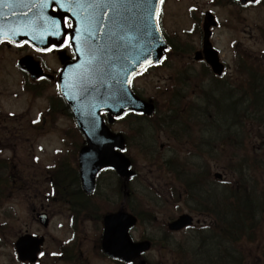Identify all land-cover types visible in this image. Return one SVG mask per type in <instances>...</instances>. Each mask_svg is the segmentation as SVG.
<instances>
[{"label":"rangeland","instance_id":"obj_1","mask_svg":"<svg viewBox=\"0 0 264 264\" xmlns=\"http://www.w3.org/2000/svg\"><path fill=\"white\" fill-rule=\"evenodd\" d=\"M190 7L193 9L192 11H189ZM208 9L216 13L221 22L219 27L213 29L212 42L219 50L221 60L228 66L223 78L231 74L234 80L239 81L243 77L239 71V61L248 66L254 62L257 65L256 68L260 69L264 67V59L262 58L264 53V1L248 8H242L236 3L223 7L221 2L216 8L209 0H166L162 24L169 43L172 47L176 46V49L173 48L168 54V59L162 66L148 69L145 74L133 81L135 88L144 97L151 100L154 114L149 119L140 120L139 123H131L135 126L138 124V134L123 121H113L110 125L113 132L124 131L128 144L134 148L130 151V156L137 176L130 182L129 205L138 213L140 219L130 233L135 240L145 237L154 243L153 248L144 256L149 264H162V260L165 261V264H171L176 250L185 247L191 240L196 239L193 230L173 234L165 230V223L168 220L184 212L193 214L200 221H203L204 216L193 209L196 204L193 199L196 197L189 190V183L192 181L197 184L200 178L201 182L198 186L206 184L207 187L202 188L205 191L209 187L222 188L225 181L228 184H235L232 181L235 179L236 183L245 184L247 192L255 197L260 195L264 189V178L259 177L260 172L264 171L263 169L255 174L257 179L253 178L246 169L243 171V176L241 173L238 176L232 174L237 170L231 171L230 176L225 170L218 169L206 150L203 151L202 155L195 152L196 147L202 143L203 136L208 134V130L201 129L197 135L193 129L189 137L191 123L183 121L171 109L167 110L159 104V101H164V91L167 89L173 91V104L178 103L182 98L185 99L190 93L197 96L199 89L202 90L203 97L205 93L216 90V84L203 71L202 65L192 58H188V51L198 44V40L194 39L196 38L194 36L195 29L192 32L189 31L194 22V17L191 14L195 13L193 16L202 15ZM22 55L23 50L14 47H0V111L4 112L7 117L17 118L18 121L15 123L17 137L27 127L28 119H35L36 114L45 109L46 96L53 94L52 85L35 88L30 84L32 81H28V76L25 75L28 83L27 88L31 92L41 95V97L33 98L30 96L24 85V77L15 67L17 59ZM247 56L252 59L248 61ZM47 57L50 65L55 66L57 63L55 56L49 55ZM197 71L198 75H194ZM239 92L240 90L237 89L234 94ZM187 99L183 103L188 101ZM9 113H13V115L10 116ZM72 126L73 124L66 117H60L53 124V127H46L38 136L32 130L30 135L22 132L21 143L17 141L14 146L8 147L10 149L14 147L16 158L25 153L24 159L26 161L29 152L27 149L29 146L28 139L30 138L31 155L33 154L38 158L39 162L36 163L30 157L26 171L30 175V181L37 186V188L33 185L31 187L32 200L35 199L52 205V224L44 248L49 245L60 247L58 234L62 236V232L53 231V226L61 220L59 207H62L63 210L66 207L64 204L66 201H62L61 204L55 203V200L48 201L40 191L46 187L48 180L45 167L55 163V161L60 162L65 158H71V155L74 159L75 153L71 154L70 152L72 149L70 146L71 139L66 138L65 141L62 135L63 130L71 129ZM72 134L75 135V132ZM7 140L10 138L5 141ZM261 140H264V127L254 126L248 129L244 142L252 151L254 146H260ZM10 143L12 142L10 141ZM137 143L138 147L136 146ZM66 147L69 153H66ZM20 148L24 150L19 151ZM59 148L63 152L54 154V150ZM6 155L11 156L13 153L9 151L0 153L1 158ZM216 171L223 173L225 178L223 176L222 180L219 181L214 179L213 173ZM115 186L114 178L110 173H105L94 197L90 200V203H93L96 208L92 221L77 225V229L80 230L76 234L78 235L76 245L79 250H82L78 264H118L113 261L105 263V259L99 257V234L97 232V215L99 212L115 211L121 202ZM16 194L17 192L10 194L5 199L3 206L0 207V264H19L13 259L10 242L13 236L15 238L20 235V228L16 221L9 218L5 219V215L9 214L7 209L11 208V203L16 201ZM176 198L179 200L177 201ZM263 208L264 204H260L257 219L260 218L259 214ZM84 217L83 212H78L80 221H84ZM32 228L34 229L36 226L32 224ZM251 246L254 247L255 243ZM42 260V264H64L62 260L49 261L48 258H42ZM246 264H252V260H247Z\"/></svg>","mask_w":264,"mask_h":264},{"label":"water","instance_id":"obj_2","mask_svg":"<svg viewBox=\"0 0 264 264\" xmlns=\"http://www.w3.org/2000/svg\"><path fill=\"white\" fill-rule=\"evenodd\" d=\"M245 1L241 0L242 3ZM55 3L75 22L73 41L78 58L73 62L60 59L63 64L60 91L88 142L80 149L79 168L82 187L90 193L94 187V176L102 167L111 166L125 177L133 174L128 169V159L115 150L123 147L122 136L109 132L100 112L105 110L111 115H119L127 109L152 112L150 106L132 95L129 79L162 56L165 44L156 26L159 0H24L22 4L21 0H0V40L6 38L19 42L27 39L36 45V42H55L53 36L41 39L24 28L27 5L36 9L37 17L38 9L50 12L51 5ZM63 15L56 14L59 24ZM207 19L203 26V53L212 70L220 74L222 65L209 42L212 18L208 16ZM60 28L63 29L62 26ZM61 35L59 32L58 36ZM195 58H200L198 53ZM19 66L34 78L41 74L31 58H23ZM215 176L219 177L218 174ZM191 221L189 215L183 214L169 223L168 228L178 230ZM134 222L133 216L122 211L105 216L102 237L105 254L129 262L148 248L147 242L131 240L128 229ZM42 241V238L29 235L21 237L16 244L20 259L34 261ZM141 263L144 264L143 261Z\"/></svg>","mask_w":264,"mask_h":264},{"label":"trees","instance_id":"obj_3","mask_svg":"<svg viewBox=\"0 0 264 264\" xmlns=\"http://www.w3.org/2000/svg\"><path fill=\"white\" fill-rule=\"evenodd\" d=\"M256 66L254 62L248 66L240 61L239 71L243 77L232 89L217 86L219 89L214 92L217 94L205 93L204 97L199 89L197 96L190 93L186 97L188 101L183 103L186 98H182L176 104L172 100L173 91L167 89L164 91V101H159L160 106L171 109L183 121L191 123L189 137L193 129L197 135L201 129L208 130L202 143L196 147V153L202 155L206 150L218 169L229 174L237 170L232 173L235 176L240 173L243 176L246 169L255 179L258 178L255 174L260 169L264 170V140L251 151L244 139L249 128L264 127V67L260 69ZM237 89L240 92L234 94L232 90ZM56 113L55 105L52 104L46 115L51 118ZM58 114L72 120L70 110L63 101ZM130 120H135V117L130 116ZM62 135L72 140L70 146L73 152L84 142L76 127L63 130ZM70 157V161L69 158L55 161L54 166L47 169L52 193L70 194L67 188L78 187L77 166L72 155ZM259 177L264 178V171L260 172ZM232 181L235 184L225 181L222 188L209 187L205 191L202 188L207 187L206 184L199 185V190H192L191 186L196 182L189 183V190L196 197L193 199L196 202L193 209L208 216L210 222L197 230L196 245L177 249L180 254L176 258L177 264H246L249 259L252 264H264V208L257 219L259 205L264 204V189L255 197L247 192L245 184L236 183L235 179ZM200 182L199 178L197 184ZM77 200L86 201V196ZM253 243L254 247L251 246Z\"/></svg>","mask_w":264,"mask_h":264},{"label":"flooded vegetation","instance_id":"obj_4","mask_svg":"<svg viewBox=\"0 0 264 264\" xmlns=\"http://www.w3.org/2000/svg\"><path fill=\"white\" fill-rule=\"evenodd\" d=\"M210 3L214 5V7L218 8V3H221L222 0H209ZM217 1V2H214ZM191 7L189 8V11H192ZM192 13L191 16L194 17V22L196 25V32L201 35L200 31V23L202 20V15H195L193 16ZM216 14V13H215ZM163 26V24H162ZM164 29V26H163ZM164 34L166 36V31L164 29ZM197 39L198 38H194ZM198 44H196L193 48H196ZM0 47H7L10 48V45L5 42L1 43ZM44 67V70L46 73L49 74L48 78H43L41 80H38L36 82H31L30 84H33L35 86H46L48 83L54 81L55 74L57 71V65L52 66L48 61L42 58H38ZM28 81H31L28 78ZM0 129H7L9 130L10 134V140H7V145L8 146H14V140L17 138V141L21 143L20 137H16L15 133V126L13 122L9 121V117H3L0 115ZM10 141L12 143H10ZM23 148H20L19 151H23ZM7 151L13 153V156L11 157L14 159V152L15 149L9 148ZM22 156H19L20 158L24 159L25 153L21 154ZM19 168L21 169V173H17V177L19 179V182L15 187L23 189L22 191H18L20 193V197H16V201L14 203H11V208H9V219L12 221H16L19 226V233L21 234H26V233H35L39 234L40 231L37 228H32V224H34V221H36V216L39 213H45L49 219L52 217V205L50 203H45L42 201H32L30 197V183H29V173L26 171V165L25 163H20L18 164ZM22 176V179L20 177ZM61 204V203H58ZM66 204L65 210H63L62 207H59L60 209V218L61 220L58 221L57 225L53 226V231H56L58 233L62 232V236L58 234L59 241L61 243L60 247H54L53 246H48L44 248L42 254L43 256L39 260V264H42L43 260L42 258H48L49 261H55V260H62L64 264H78L80 254L82 250H79L76 243L78 239V235H76L80 229H77V225H82L86 224V222H91L88 218L84 217L83 220L85 221H80L78 218V207L84 205L85 203H64ZM90 205H94L93 203H89ZM63 205V204H62ZM35 225V224H34ZM49 235V234H48ZM86 237V235L84 234ZM19 236L15 237L13 236L12 241L10 242V249L11 253L14 256V261L18 262L16 255H15V242L16 239ZM46 241V239H45ZM63 242V243H62ZM100 257H103L100 255ZM105 259V263H108L110 260L107 258ZM118 264H123L121 262H118ZM19 264H28V263H21Z\"/></svg>","mask_w":264,"mask_h":264}]
</instances>
